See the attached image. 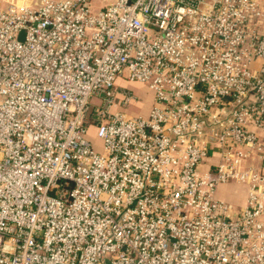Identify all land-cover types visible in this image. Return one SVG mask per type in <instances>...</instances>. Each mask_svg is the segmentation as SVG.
Wrapping results in <instances>:
<instances>
[{"label": "built area", "instance_id": "obj_1", "mask_svg": "<svg viewBox=\"0 0 264 264\" xmlns=\"http://www.w3.org/2000/svg\"><path fill=\"white\" fill-rule=\"evenodd\" d=\"M263 21V0H0V264H264Z\"/></svg>", "mask_w": 264, "mask_h": 264}, {"label": "crops", "instance_id": "obj_2", "mask_svg": "<svg viewBox=\"0 0 264 264\" xmlns=\"http://www.w3.org/2000/svg\"><path fill=\"white\" fill-rule=\"evenodd\" d=\"M1 1L6 3L7 1H14V0H1ZM15 1H20V0H15ZM263 5H264V0H263ZM263 25H264V21H263ZM140 87L144 89V93L142 97L143 100L141 101V103L137 104L138 106L135 107V111L139 112L142 109V112L147 113L153 102V94L143 86ZM254 160L256 163L260 162L258 157H256V159ZM247 190L248 188L244 184L229 182L220 186L218 191V196L221 199H224L228 202H232L238 205H244L247 200V192H248Z\"/></svg>", "mask_w": 264, "mask_h": 264}, {"label": "rangeland", "instance_id": "obj_3", "mask_svg": "<svg viewBox=\"0 0 264 264\" xmlns=\"http://www.w3.org/2000/svg\"><path fill=\"white\" fill-rule=\"evenodd\" d=\"M23 36H24V32L21 33V36L20 37L22 38ZM94 132L95 131L92 129L91 133L89 134V137H91L93 140L97 141V137L95 136V133ZM97 142H99V141H97Z\"/></svg>", "mask_w": 264, "mask_h": 264}]
</instances>
